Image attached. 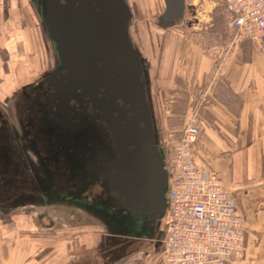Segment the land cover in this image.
I'll use <instances>...</instances> for the list:
<instances>
[{
    "label": "flooded vegetation",
    "instance_id": "1",
    "mask_svg": "<svg viewBox=\"0 0 264 264\" xmlns=\"http://www.w3.org/2000/svg\"><path fill=\"white\" fill-rule=\"evenodd\" d=\"M30 2L43 32L37 0ZM183 18L184 14L171 23L163 20L161 14L156 19L159 26L167 28L176 26ZM191 24L187 22L188 26ZM44 43L45 51L52 55L47 67L0 100V218L19 214L22 222L30 224L29 214H21L28 210L37 214L38 224L50 226L55 221L44 218L45 208L77 214L75 203L81 200L101 207L117 222L124 224V219L129 217L128 226L133 234L124 236L112 233L111 223L101 224L92 214H77L76 219L83 221L84 227L100 230L99 245L113 254L111 262L142 251L145 257L158 254L162 240L159 239L164 236L167 222V207L162 215L148 217L128 203L125 182L128 173L120 167L119 155L111 148L110 121L132 120L138 110L120 100L115 106L94 107L91 99L79 95L78 91L61 97L54 87V78L65 72L53 45L48 40ZM131 44L144 60L146 77L143 73L142 79L147 82L151 101L147 108L150 107L148 113L161 146L163 138L158 132L149 67L132 41ZM75 193H79L80 200H74ZM59 197L64 199L60 201Z\"/></svg>",
    "mask_w": 264,
    "mask_h": 264
},
{
    "label": "crops",
    "instance_id": "2",
    "mask_svg": "<svg viewBox=\"0 0 264 264\" xmlns=\"http://www.w3.org/2000/svg\"><path fill=\"white\" fill-rule=\"evenodd\" d=\"M25 2L0 0V100L39 72L29 58L39 47L33 30L40 29L33 21L32 32L25 25ZM228 33L211 61L199 59L196 74L171 77L170 85L187 91L195 88L194 95L180 94L173 101H182L186 112L196 103L192 116L200 133L194 162L217 175L235 197L245 221L241 264H264V48L234 42L230 28ZM41 40L44 44L42 34ZM193 63L190 60L187 66ZM23 224L19 214L0 218V264H134L131 259L141 255L111 262L113 254L99 245L102 236L89 234L86 227L81 236L71 238L69 248L55 249L60 236H28Z\"/></svg>",
    "mask_w": 264,
    "mask_h": 264
},
{
    "label": "water",
    "instance_id": "3",
    "mask_svg": "<svg viewBox=\"0 0 264 264\" xmlns=\"http://www.w3.org/2000/svg\"><path fill=\"white\" fill-rule=\"evenodd\" d=\"M162 2L163 20L172 23L183 17L184 0ZM36 5L43 33L65 72L54 78L59 95L65 98L78 91L94 107L115 106L120 100L141 111H135L132 120L110 121L111 148L130 178L125 177L128 203L148 217L162 215L168 183L165 152L148 113L150 93L142 79L145 64L129 38L131 12L126 0H37ZM73 197L80 200L79 193ZM75 205L81 214H92L101 224L111 223L112 233L133 234L129 217L123 224L99 206L81 200Z\"/></svg>",
    "mask_w": 264,
    "mask_h": 264
},
{
    "label": "built area",
    "instance_id": "4",
    "mask_svg": "<svg viewBox=\"0 0 264 264\" xmlns=\"http://www.w3.org/2000/svg\"><path fill=\"white\" fill-rule=\"evenodd\" d=\"M233 41L264 48V0H224ZM163 139L167 222L158 253L160 264H241L245 221L233 194L215 174L194 162L200 129L194 123Z\"/></svg>",
    "mask_w": 264,
    "mask_h": 264
},
{
    "label": "rangeland",
    "instance_id": "5",
    "mask_svg": "<svg viewBox=\"0 0 264 264\" xmlns=\"http://www.w3.org/2000/svg\"><path fill=\"white\" fill-rule=\"evenodd\" d=\"M25 1V12H27L29 19L24 13V23L25 25L28 23L29 32H32L31 22L33 21L39 26V19L30 0ZM127 2L132 12L129 24L130 38L147 61L152 80V96L157 116L158 132L160 138L165 139L168 132L178 134L186 124L191 122L192 112L196 107V103H192L188 106L190 111L186 112L182 101L181 104L173 103L180 97V94H183V96L184 94L186 96L194 95L195 88H190L189 91L182 88H173L170 85L171 77H178L179 74H196L199 70L197 64L199 59L212 60L214 50L229 34V14L224 0H184L185 18L176 26L166 28L159 26L156 19L163 12L162 0H127ZM187 22H192V24L188 26ZM39 27L38 29H40ZM33 31L37 34L39 47L35 53H31L29 60L34 62L40 72L47 67L52 55L45 51V43L43 44L41 40V34L44 42L47 39L41 29L39 31L36 28ZM190 60L194 63L189 68L187 65ZM161 147L163 148L162 145ZM44 212L46 213L44 218L54 219L53 225L38 224L36 219L38 216L35 212L36 215L28 210L26 212L21 211L22 215L24 213L30 216V224L26 222L23 224L26 225L24 230L30 234L28 236H31V233L34 236H46L45 238L48 239V236H60L61 242L55 246V249H58L69 248L71 238L81 236L80 232L84 231L83 221L80 223L76 219L79 218L77 217V214L80 213L78 211H76L77 214H74L63 209L45 208ZM69 222L73 224L71 225ZM86 231L89 234L100 235V230L97 228L92 230L86 228ZM72 243L71 245H73ZM143 253L142 251L141 255L138 254L139 256L137 255L138 257L131 259L130 262L149 264V261H151V264H160L158 254L148 257V261Z\"/></svg>",
    "mask_w": 264,
    "mask_h": 264
}]
</instances>
